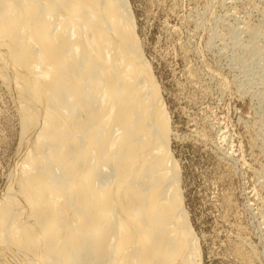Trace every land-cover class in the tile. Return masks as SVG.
Masks as SVG:
<instances>
[{
    "label": "bare ground",
    "instance_id": "bare-ground-1",
    "mask_svg": "<svg viewBox=\"0 0 264 264\" xmlns=\"http://www.w3.org/2000/svg\"><path fill=\"white\" fill-rule=\"evenodd\" d=\"M133 36L125 0H0V67L22 124L0 246L22 264H198Z\"/></svg>",
    "mask_w": 264,
    "mask_h": 264
},
{
    "label": "rangeland",
    "instance_id": "rangeland-1",
    "mask_svg": "<svg viewBox=\"0 0 264 264\" xmlns=\"http://www.w3.org/2000/svg\"><path fill=\"white\" fill-rule=\"evenodd\" d=\"M125 7L165 111L198 264H264V0H125ZM1 69L0 195L9 178L16 187L22 138L17 97ZM0 264L22 263L0 246Z\"/></svg>",
    "mask_w": 264,
    "mask_h": 264
}]
</instances>
